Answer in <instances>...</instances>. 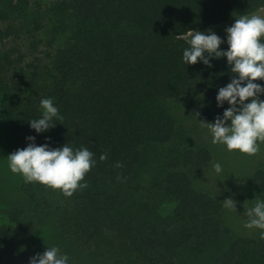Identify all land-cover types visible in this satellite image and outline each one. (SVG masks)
Segmentation results:
<instances>
[{"label":"trees","instance_id":"1","mask_svg":"<svg viewBox=\"0 0 264 264\" xmlns=\"http://www.w3.org/2000/svg\"><path fill=\"white\" fill-rule=\"evenodd\" d=\"M260 9L264 0H50L36 10L0 0V117L23 148L34 136L96 160L71 197L23 180L22 204L0 224V264L46 250L22 235L36 216L59 239L105 249L112 264H264L260 230L234 234L222 200L194 187L212 156L187 142L168 107L195 97L200 121L222 115L228 105L215 97L234 76L226 58L184 65L183 49L191 31L226 40L222 23ZM48 97L63 119L37 134L29 121ZM255 177L264 185L262 171Z\"/></svg>","mask_w":264,"mask_h":264},{"label":"clouds","instance_id":"2","mask_svg":"<svg viewBox=\"0 0 264 264\" xmlns=\"http://www.w3.org/2000/svg\"><path fill=\"white\" fill-rule=\"evenodd\" d=\"M226 40H222L214 31H191L187 39L188 47L183 49L184 65L202 64L211 67V59L225 57L234 76L224 87H220L215 97L217 107L227 103L222 115L214 122H201L213 144H221L228 151L255 156L264 144V16L240 15L225 29ZM227 43V50L220 45ZM40 115L31 119L29 126L37 134L47 132L54 127L53 121L62 120L53 98H42L39 102ZM30 141L23 149H17L7 156L8 167L14 174H20L25 183L40 184L60 190L64 196L71 197L78 189L87 188L86 174L95 166L94 153L86 147L73 148L68 143L51 148L48 143L37 146L34 136L26 137ZM100 160L107 156L101 154ZM121 165L117 164V167ZM219 176L223 171L220 162L213 165ZM225 206L235 211V201L225 199ZM246 228L260 230L264 236V200L256 199L253 206L245 209ZM28 264H70V258L61 252L58 246L46 247L43 253L31 257Z\"/></svg>","mask_w":264,"mask_h":264},{"label":"rangeland","instance_id":"3","mask_svg":"<svg viewBox=\"0 0 264 264\" xmlns=\"http://www.w3.org/2000/svg\"><path fill=\"white\" fill-rule=\"evenodd\" d=\"M50 0H31V8L44 9ZM252 14L264 16V9ZM251 15V14H250ZM236 19H230L220 26L225 30ZM207 32V31H206ZM218 34V32H215ZM220 35L222 33H219ZM222 37V36H220ZM39 51L43 48L39 47ZM259 99L264 100V95ZM171 115L177 121L179 132L192 145L209 149L212 159L203 173L194 178V187L220 198L224 204V217L228 227L236 235H250L258 229L246 228L245 209L254 205L256 199L264 200V185L255 177L257 171L264 174V144L255 156L228 151L224 145L213 144L208 130L201 125L199 113L201 103L195 97H186L168 102ZM23 149L19 138L9 123L0 117V224H9L8 212L21 205L23 197L19 187L23 182L20 174H14L8 167L7 156ZM220 162L224 171L218 176L212 165ZM225 199L235 201V211L225 206ZM22 235L32 244L42 247L58 246L70 258V264H112L105 249L94 245L80 246L73 241L55 237L48 221L42 217H30L25 221Z\"/></svg>","mask_w":264,"mask_h":264}]
</instances>
